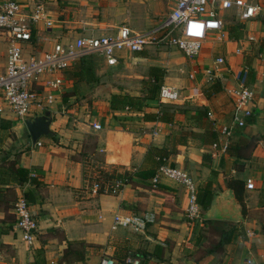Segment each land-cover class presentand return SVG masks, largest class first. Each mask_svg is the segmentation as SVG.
<instances>
[{
    "label": "crops",
    "instance_id": "0c3cea01",
    "mask_svg": "<svg viewBox=\"0 0 264 264\" xmlns=\"http://www.w3.org/2000/svg\"><path fill=\"white\" fill-rule=\"evenodd\" d=\"M18 1L28 10L35 2L42 1L53 21L51 28L39 23L33 30L30 42L25 45L26 56L52 48L57 40L71 42L80 35L109 34L116 23L121 22L117 0H111L113 3L110 0ZM247 1L260 5L258 14L240 20L234 10V21H225L222 11V30L209 33L197 57L188 59L180 50L170 47L173 48L169 53L173 57L169 60L171 64L194 67L189 73L193 74L192 78L177 73L174 77L167 73L163 76L161 84L178 86L179 93L180 90L184 93L174 102L178 110L170 122L143 119L144 112H155L159 103H164L158 99L148 100L142 110L111 109L109 101L81 104L69 109L73 116L72 124L67 125L65 116L55 118L58 114L54 105L63 98H80L89 85L57 72L43 75L40 82L33 85L46 91L49 89L41 87L42 84L55 76H63L60 87L51 91L55 97L51 109L54 134L41 137L38 145L31 142L24 122L16 119L10 108L0 101V121L5 120V126L11 124L10 127L0 126V162L8 156L6 159H14L18 165L32 171V175L36 173L39 181L37 186L26 183L23 188L9 182L0 186L3 193L17 198L25 189L34 190L36 199L29 205L38 223L31 241H24L15 221L1 222L4 213L0 210V264H99L105 257L115 259L122 249L129 257L140 256L143 264H243L247 259H251V264H264V0ZM167 3L171 10V1ZM156 13L140 15L143 16L140 20L145 22L141 29L127 25L135 31L144 30L156 23L151 24ZM128 17L122 20L124 24ZM7 46V35L0 30V74L5 71ZM156 47L167 46L160 44L138 52L123 51L114 66L102 61L107 67L126 65L129 58L151 61L149 50ZM219 56L224 58V63L215 69V59ZM208 69L213 71V79L220 80L223 86L210 97L202 92L203 86L211 81L205 74ZM242 85L253 92L252 98L244 104V109L251 112L245 117L251 121L242 127H233L231 144L226 151L214 150L210 144L202 143L200 135L209 126L219 137L235 118L243 116L244 109L237 112L232 94ZM203 108L206 110L199 114L197 110ZM207 111L212 112V118L206 116ZM37 114L40 113L34 116ZM93 122L100 123L101 129H94ZM23 125L26 133L20 135L17 130ZM186 131L189 132L184 135V141L175 142L179 134ZM150 145L175 148L168 163L188 173L196 192L205 182L212 181L211 202L221 200L225 210L239 202L226 186V180L236 178L244 182L245 213L240 212V207L234 211L242 218H205L212 203L206 210L201 208L203 219L235 222L238 228L234 236L218 248L214 245L216 249L208 254L196 256L199 226L203 221L189 218L187 189L167 178H161L156 186L142 180L136 185L125 184L117 194L105 190L107 187L100 193L93 190L95 183L89 182L90 177L95 176L94 168L111 164L145 168L143 160ZM95 157H99L100 165L93 162ZM247 179H251L253 188H246ZM147 211L155 214V221L143 232L126 227L111 228L115 213ZM9 212L14 213V209Z\"/></svg>",
    "mask_w": 264,
    "mask_h": 264
},
{
    "label": "built area",
    "instance_id": "2783aa9c",
    "mask_svg": "<svg viewBox=\"0 0 264 264\" xmlns=\"http://www.w3.org/2000/svg\"><path fill=\"white\" fill-rule=\"evenodd\" d=\"M172 8L169 14L159 19L155 24L142 30L135 31L127 24H120L113 33L100 35H80L73 41L63 42L57 40L52 48L40 53L26 56L25 45L30 42L32 33L39 23L47 28L53 26L47 7L42 1L35 2L28 10L18 0H4L0 4V30L7 35L8 46L6 50L5 71L0 74V101L4 102L15 115L16 119L24 122L27 117L34 116L46 109H52L55 97L52 90H56L63 83V76H55L42 84L46 90L34 87L40 82L43 75L63 72L76 60L87 56H98L106 65L114 66L120 59L123 51L138 52L153 45H165L180 50L188 59L198 56L202 43L210 32L221 31L224 20L221 17L223 10L233 9L240 20H247L256 16L260 10L258 3L247 0H170ZM177 31L178 34L173 32ZM253 39L252 36L249 37ZM239 53V49H236ZM224 63V58L215 59V69ZM205 74L213 79V71L208 69ZM193 74H190V78ZM233 102L237 109L243 111L244 104L248 102L253 92L246 86L234 89ZM160 102H176L180 100V93L176 87L162 83L158 90ZM250 110L244 109L241 117L235 118L223 134L211 144L214 150L226 151L233 127L245 125V116ZM212 118V112L207 111ZM94 129H101V124L92 123ZM38 140L35 144L40 145ZM161 178H167L183 185L188 191L187 214L190 219L203 221L201 207L197 201L196 187L188 173L174 165L165 163L160 165L151 178L156 186ZM120 180L113 182L110 188L112 194L120 192ZM246 188H253L251 179H247ZM98 185H93L96 191ZM97 192V191H96ZM15 227L21 232L24 241H31L37 231L38 223L29 203L23 196L14 202ZM155 221L153 212L143 213H115L112 219V229L118 227L130 228L134 232H143ZM247 259L243 264H251ZM99 264H143L139 257L127 256L123 262L118 263L113 258L105 257Z\"/></svg>",
    "mask_w": 264,
    "mask_h": 264
},
{
    "label": "trees",
    "instance_id": "16d2710c",
    "mask_svg": "<svg viewBox=\"0 0 264 264\" xmlns=\"http://www.w3.org/2000/svg\"><path fill=\"white\" fill-rule=\"evenodd\" d=\"M34 33H32L33 36ZM95 65L92 56L82 57L76 60L69 68L63 71L66 78L73 79L75 81H86L93 82L95 80ZM163 74L158 67L152 66L149 69L147 78L143 81V89L140 94H113L110 99L111 109H129V110H142L145 103L148 100H158V90L161 85V79ZM223 88L222 83L217 78L209 81L202 88V92L206 97H210L213 94L221 91ZM175 110H178L177 105L174 102L159 103V109L155 112L147 111L143 113V119L145 121H164L170 122L174 115ZM206 109H198L199 114H203ZM207 116V112H206ZM245 122L251 121L250 118L245 117ZM5 120L0 121V126L10 127L11 124L5 126ZM186 133H180L175 142H183L184 135ZM201 141L204 144H212L217 140V133L213 127L206 126L205 131L200 135ZM231 139V138H230ZM231 143H229L230 146ZM228 146V148H229ZM175 152V148L165 149L150 145L146 151V155L143 161L146 162L145 168L130 167L127 168L123 165L111 164L104 165L103 167L94 168L95 176L90 177L89 183H96L98 185L97 192H103L105 190L110 192L111 185L114 181L120 180L123 185H120V190L125 184L136 185L138 180L142 182H151L153 174L158 170L160 165L168 163L169 155ZM8 156L1 158L0 162V186L2 184H16L23 188L26 183L34 184L37 186L39 181L36 179L37 174L32 175V171L28 168L18 165L14 159H6ZM175 166V164H172ZM93 172V173H94ZM226 186L231 188L235 197L242 205V214L245 213V205L243 202L244 194V182L241 179L229 178L226 180ZM212 181H207L200 187L196 193L197 201L203 210L210 207L212 201ZM3 189L0 187V210L4 213V217L1 222H14L15 213L9 212L14 206V202L17 200L16 195H8L2 192ZM104 190V191H105ZM34 190L25 189L22 196L26 199L27 203L31 204L35 200ZM111 193V192H110ZM119 193V192H118ZM117 194V193H116ZM237 225L231 221L218 220V219H203V224L199 228L198 232V248L195 250V255L199 253V257L204 254L218 248V245L225 243L232 236L236 234ZM206 243V245H205ZM217 244V245H216ZM214 245H216L214 247ZM127 257V251L122 249L121 253L115 258L118 262H123ZM137 257V255L135 256ZM140 258V256H139ZM114 259V258H113Z\"/></svg>",
    "mask_w": 264,
    "mask_h": 264
},
{
    "label": "rangeland",
    "instance_id": "374dc122",
    "mask_svg": "<svg viewBox=\"0 0 264 264\" xmlns=\"http://www.w3.org/2000/svg\"><path fill=\"white\" fill-rule=\"evenodd\" d=\"M91 1L95 2V0ZM112 1L110 0V2ZM115 2L118 3V7L121 11V15L119 17L121 18V22L116 23V25L114 26L115 28L109 31L110 33L115 32L117 26L123 23L122 20H125V17L128 15V22L126 21V24H129L133 28L141 29V26H143V24L145 23L143 20H140V18L143 19V16H140L141 14L157 12L156 18H154V22L151 23L153 24L157 22L160 17H164L171 11L169 9L167 0H117ZM155 4L156 6H154ZM223 13V18L225 21H234L235 11L233 9L223 10ZM173 33L178 34L177 31H174ZM172 50L173 48L170 47H156L149 50L148 56L150 55L149 58L151 59V61L146 62L140 59L129 58L126 65L119 64L116 67L105 66L101 57L93 55L92 57L95 65V80L93 82H86L89 87L88 89L85 88V90L83 91L84 94L80 96L82 100L85 99L86 101H81L79 97L75 98V100H67V98L66 100H64L65 98L61 99L60 101L56 102V104L54 105L55 107H53L58 114L55 118L59 119L62 118V116H65L68 119L67 125H70L72 124L73 114L69 111V109H72L75 106L78 107L81 106V104L93 105L94 101H110L113 94H130L136 96L139 95L141 90L143 89V81L147 78L150 67L153 66H148V63H155L156 65L154 66L158 67L161 70L163 76L165 73H167L169 74V76L174 77V73H177L178 76H184L185 78H188V76H190L189 73L193 71L194 67H191L188 64H171L173 62L170 63L169 60H173V57H171L169 53ZM181 95H184V93ZM88 105H86V107H88ZM85 110H87V108H85ZM51 126V128L53 129V125ZM17 131L20 135L26 133L25 126L19 128ZM14 133L15 132H12V134ZM98 158L99 157H95V159H93V162H95L96 165H100V163L97 162ZM233 223L235 224V222Z\"/></svg>",
    "mask_w": 264,
    "mask_h": 264
},
{
    "label": "water",
    "instance_id": "95a60500",
    "mask_svg": "<svg viewBox=\"0 0 264 264\" xmlns=\"http://www.w3.org/2000/svg\"><path fill=\"white\" fill-rule=\"evenodd\" d=\"M53 119L54 112L50 109H46L42 113L27 117L24 120V125L27 128L30 140L33 144H35L43 136H52L54 134V131L51 128ZM239 207L240 212L242 213L241 204L239 202L229 205V207L225 210L223 209L222 201L216 200L215 203H212L210 207L211 210L205 214V218L217 216L218 218L239 219L242 218V215L239 212H234L237 211Z\"/></svg>",
    "mask_w": 264,
    "mask_h": 264
}]
</instances>
